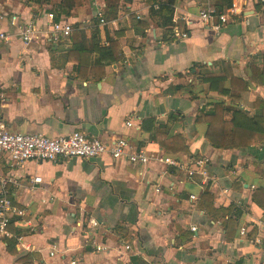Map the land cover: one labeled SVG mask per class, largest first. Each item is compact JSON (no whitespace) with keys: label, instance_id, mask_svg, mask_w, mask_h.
<instances>
[{"label":"crops","instance_id":"1","mask_svg":"<svg viewBox=\"0 0 264 264\" xmlns=\"http://www.w3.org/2000/svg\"><path fill=\"white\" fill-rule=\"evenodd\" d=\"M209 2L215 6L212 0H178V21L169 33L149 18L142 0H90L60 18L81 24L90 57L75 54L71 38L27 46L14 36L0 43V119L12 133L60 138L79 131L107 143L125 138L155 157L190 162L205 156L211 176L204 183L161 163L136 166L110 155L14 166L0 160V179L10 181V199L26 212L13 221L11 237L0 235V264H22L29 254L37 256L32 264H264V208L253 202L264 187V144L220 150L207 139L208 125L196 123L199 111L210 113L216 104L250 119L258 115L254 104L264 101V76L253 78V68L264 73V4L239 3L216 33V21L205 24L198 16ZM57 4L0 0L3 28L14 34L10 22L17 15L47 29L45 15L56 14ZM100 8L105 25L97 19ZM112 42L120 60L97 68V50ZM78 60L88 66L79 69ZM226 64L247 90H232L230 80L225 87L211 81ZM160 126L166 127L164 142L181 138L178 147L168 152L160 146ZM38 177L42 183L33 184ZM205 193L211 208L234 206L236 212L214 219L200 207ZM229 217L238 220L231 241L223 224ZM92 219L100 223L95 231ZM93 241L108 251L97 252Z\"/></svg>","mask_w":264,"mask_h":264},{"label":"built area","instance_id":"2","mask_svg":"<svg viewBox=\"0 0 264 264\" xmlns=\"http://www.w3.org/2000/svg\"><path fill=\"white\" fill-rule=\"evenodd\" d=\"M254 1L264 4V0H232V8L223 14H219L216 7L207 4V8L200 11L199 18L203 23H209L216 21L213 29L216 33L222 31L223 26L228 23L227 13L234 12L239 3L245 4V2ZM105 14L102 8L97 12V19L101 25L106 24ZM48 28L45 29L39 26L36 22H23L17 15L11 18V25L14 27V34H11L3 28V23L7 21V16L0 13V43H10L14 36H18L25 45H30L34 42H38L41 39L51 40L57 43L61 39H68L73 33V24L65 20L56 21L54 13H48L45 15ZM141 17L138 16V20ZM178 21L177 18L174 21ZM176 37L183 39L188 38L186 32L175 31ZM128 127H132L131 122L127 123ZM105 155H110L114 160H124L132 165L136 166H148L151 163H161L166 166L173 167L178 171L185 172L187 177L191 180L195 176L202 178L203 182L211 180L210 176V160L209 158L202 156L192 159L190 162H185L177 157H155L147 153L144 149L133 148L129 140L125 138L116 139L110 143H107L99 138L88 139L82 132L76 131L67 137L60 138H48L43 135L35 134H20L12 133L7 123L0 119V160L5 161L7 164L23 165L29 161H35L38 163H56L60 159H83L94 160L101 158ZM10 181L7 179H0V235L5 238L11 237L9 231L13 221L17 218H23L26 216V212L20 209L10 199L8 193V186ZM41 178H35L33 184H41ZM35 188V187H33ZM228 190H224L222 194L228 193ZM192 200H196V196H191ZM93 231L100 226L99 221L92 219L90 221ZM196 231V228H193ZM240 234L247 236L248 230L242 228ZM259 244L261 241L257 239ZM92 246L97 252L108 251L105 245L98 244L96 241L92 242ZM126 250H130L129 246H126ZM54 256V253H51ZM73 261L71 264H76Z\"/></svg>","mask_w":264,"mask_h":264},{"label":"trees","instance_id":"3","mask_svg":"<svg viewBox=\"0 0 264 264\" xmlns=\"http://www.w3.org/2000/svg\"><path fill=\"white\" fill-rule=\"evenodd\" d=\"M146 5L149 6V18L160 28L164 29L166 32L171 33L174 28V14L175 6L178 0H142ZM215 2V7L219 14H223L232 8V0H212ZM83 0H59V4L55 7L56 14L55 20L58 22L62 16L71 17L73 9ZM75 47V54H84L88 57L91 56V52L86 48V34L81 30V24H76L73 26V33L70 36ZM118 43L112 42L107 50H97L100 55L99 61H97L94 66L97 68L104 67L103 62H111L120 60L119 53L117 52ZM79 64V69H85L88 65L81 60L76 61ZM92 66V64H90ZM254 77L259 76L262 80L264 73L260 70L253 68ZM211 81L216 79V82L225 87V83L230 80L232 83V90H242L248 89L249 84L243 82L241 79H237L232 74V67L229 64L225 65V72L218 75L209 76ZM258 82V79H253ZM237 83V85H236ZM224 89V88H223ZM223 92V91H222ZM228 92V91H227ZM227 94V93H226ZM254 109L258 112L257 116H249L239 110H232L225 107L223 104H216L210 113H207L205 109L199 111L198 117L196 119L197 124H207L208 131L206 133L207 139L211 144L217 149L224 150L226 148L230 149H243L258 147L264 144V101L257 100L254 104ZM166 127L160 126L157 129V140L160 146L166 149L168 152L173 147H178L181 142L180 137H174L166 142L167 136L165 134ZM164 139V141L162 140ZM171 147V148H170ZM184 152H188L187 148L182 147ZM174 152V151H172ZM175 153V152H174ZM264 178V171L262 174ZM238 186V184H235ZM240 186V185H239ZM253 202L260 208H264V187L259 188L255 191L253 195ZM212 204V196L209 193L203 195V202L200 207L207 210L214 219L223 217L226 215H232L236 212L234 206H230L228 209H213L210 207ZM240 213V212H239ZM237 219L229 217L224 221V227L226 229L227 241H231L234 238V232L237 228ZM11 227V226H10ZM37 256L34 254H29L23 258L22 264H32ZM236 264H243V261H239Z\"/></svg>","mask_w":264,"mask_h":264},{"label":"rangeland","instance_id":"4","mask_svg":"<svg viewBox=\"0 0 264 264\" xmlns=\"http://www.w3.org/2000/svg\"><path fill=\"white\" fill-rule=\"evenodd\" d=\"M89 1H90V0H83V2H81V3L79 4V6L76 7V10L79 9V8H82V9H83L84 7L86 8V5L89 4ZM87 8H88V6H87ZM73 10H74V11H73L74 13H72V16L75 14V8H74ZM91 18H92V17H91ZM91 18H90V19H91Z\"/></svg>","mask_w":264,"mask_h":264}]
</instances>
